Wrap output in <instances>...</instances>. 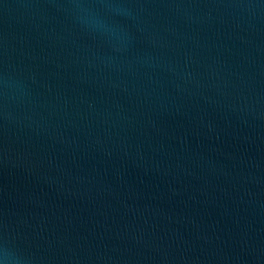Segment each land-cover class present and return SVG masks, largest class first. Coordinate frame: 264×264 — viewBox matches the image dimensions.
<instances>
[{
    "label": "water",
    "instance_id": "obj_1",
    "mask_svg": "<svg viewBox=\"0 0 264 264\" xmlns=\"http://www.w3.org/2000/svg\"><path fill=\"white\" fill-rule=\"evenodd\" d=\"M0 264H264V0H0Z\"/></svg>",
    "mask_w": 264,
    "mask_h": 264
}]
</instances>
